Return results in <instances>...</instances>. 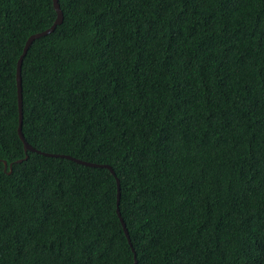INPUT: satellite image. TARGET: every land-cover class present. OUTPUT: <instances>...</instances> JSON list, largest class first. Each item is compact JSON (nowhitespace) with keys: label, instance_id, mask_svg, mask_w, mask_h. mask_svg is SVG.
Instances as JSON below:
<instances>
[{"label":"trees","instance_id":"16d2710c","mask_svg":"<svg viewBox=\"0 0 264 264\" xmlns=\"http://www.w3.org/2000/svg\"><path fill=\"white\" fill-rule=\"evenodd\" d=\"M57 2L36 153L56 14L0 0V264H264V0Z\"/></svg>","mask_w":264,"mask_h":264},{"label":"water","instance_id":"95a60500","mask_svg":"<svg viewBox=\"0 0 264 264\" xmlns=\"http://www.w3.org/2000/svg\"><path fill=\"white\" fill-rule=\"evenodd\" d=\"M52 7H53V9L55 11V14H56V18H55L53 24L48 29H46V30H44V31H42L40 33L33 34V35L28 37V39L25 42L24 48L22 50V54L20 55V57H19V59L17 61V64H16V86H17V104H18V129H17V135H18L20 141L23 144V148H24L25 152L30 151V152L40 153L39 151L34 150L30 145H28L25 142L24 137H23L22 132H21V123H22L21 65H22V60H23L24 56L26 55V53H27L29 47L31 46L32 42L34 40L38 39V38H41V37H43L45 35H48V34L52 33L54 31L55 27L61 24V22H62V12L60 10V7L58 5L57 0H52ZM44 155L49 156V157L67 159V160H70V161H74L75 163H78L80 165H85V166H88V167L106 168V169H108L110 171V173L112 175H114L113 171L108 166H100V165H96V164L82 162V161L73 159L70 156H66V155H51V154H44ZM20 162H21V160H18L16 163H20ZM3 167H4L3 170L5 172L6 169H7V165H6L5 162H3ZM11 168H12V165L10 164L8 166V169H9L8 174L11 172ZM116 184H117V202H118V200H119V182H118V180H116ZM116 213H117L118 219H119V221L121 223V226L123 228L124 234H125V236L127 238V241L130 244V241H129V238H128V233H127V230H126L125 225L123 223V220L120 217L119 212L116 211Z\"/></svg>","mask_w":264,"mask_h":264}]
</instances>
